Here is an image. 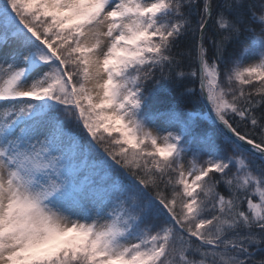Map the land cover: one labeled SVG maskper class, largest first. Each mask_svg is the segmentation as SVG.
Returning a JSON list of instances; mask_svg holds the SVG:
<instances>
[{
	"label": "snow or ice",
	"instance_id": "6c2138e0",
	"mask_svg": "<svg viewBox=\"0 0 264 264\" xmlns=\"http://www.w3.org/2000/svg\"><path fill=\"white\" fill-rule=\"evenodd\" d=\"M0 264H264V0H0Z\"/></svg>",
	"mask_w": 264,
	"mask_h": 264
}]
</instances>
